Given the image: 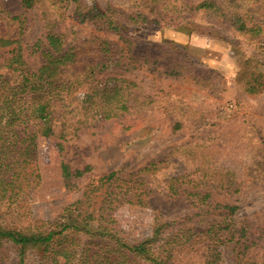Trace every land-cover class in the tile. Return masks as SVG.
<instances>
[{"label":"rangeland","instance_id":"obj_1","mask_svg":"<svg viewBox=\"0 0 264 264\" xmlns=\"http://www.w3.org/2000/svg\"><path fill=\"white\" fill-rule=\"evenodd\" d=\"M38 1L33 9L25 11L21 0H0L3 10L22 16V38L29 43L39 37L44 39L45 26L51 25L42 20V11L51 5L50 0ZM60 1L57 3L59 20L54 19L52 25L67 42L94 36L118 42L116 32L99 30L91 20H78L73 15L74 6ZM86 1L88 5L118 11L116 20L129 36L144 44L173 41L179 45V53L175 59L162 58L157 65L142 62L136 69L124 72L126 79L135 82L151 97L149 106L84 128L67 140L39 138L35 156L38 184L23 186L19 195L24 202L18 206L14 207L6 199L0 201V223L37 229L45 227L49 221L66 219L70 224L95 229L99 221H86V212L77 215L66 210L78 200L85 201L87 193L88 202L80 209L94 211L96 204L108 205V216L103 220L130 241L138 242L151 236L155 221H187V228L193 226L199 230L220 223L223 235H227L229 229L248 228L246 245L250 247L246 248V256L239 264L243 261L247 264L248 260L252 264H264V238L259 247L250 245L264 225V164L257 167L264 161L262 36L249 38L236 31V26L229 21L218 24L209 20L203 11L190 23L169 28L163 22H149L173 13L171 7L145 5L142 0ZM200 1L183 0L188 7ZM215 1L224 2L231 9L228 0ZM243 1L236 0V3ZM260 6L261 3L257 7ZM180 7L174 10L177 12ZM254 11L250 12L254 19L264 14L263 10L259 14L258 10ZM139 13L146 15L144 22L135 18L133 23L127 18ZM261 20L264 21L262 16ZM168 62H172L179 73H164ZM176 124L180 125L179 129H175ZM63 163L71 171L85 167L90 170L73 179V187L69 189L62 177ZM111 172H116L117 177L108 184L100 182L101 177ZM220 174L234 178L232 189L241 184L235 193L209 189L212 193L209 202L237 206L229 216L213 215L219 212L212 210L202 212L194 208L183 193V188L196 185L198 179L208 180ZM175 177H180L177 183L173 181ZM181 183L183 188L178 190ZM171 185L177 193L170 196L167 192ZM148 190L149 195H144ZM2 196L0 191V198ZM138 199L144 203H137ZM238 235L232 242L219 245L220 264H237L242 258L245 243L242 240L234 246ZM202 250L203 244L194 242L175 255L176 264H210L209 254Z\"/></svg>","mask_w":264,"mask_h":264},{"label":"trees","instance_id":"obj_2","mask_svg":"<svg viewBox=\"0 0 264 264\" xmlns=\"http://www.w3.org/2000/svg\"><path fill=\"white\" fill-rule=\"evenodd\" d=\"M60 2H65L66 6L73 5V15L78 20H91L99 30L116 32L119 40L110 42L94 36L85 40L74 38L67 42L65 36L55 31L52 25L54 19L59 20V0H50L51 5L46 7L45 12L42 11V20L51 25L45 26L44 39L39 37L29 43L22 38V16L11 15L0 6V191L3 193L0 201L6 199L14 207L24 202L19 195L24 185L30 187L38 184L35 156L39 138L67 140L84 128L95 127L103 121L120 118L149 106L151 97L142 92L135 82L126 79L124 72L136 69L142 62L157 65L162 58L175 59L174 56L177 57L179 53V45L173 41L144 44L129 36L124 26L116 20L120 14L116 10L88 5L86 0ZM228 2L232 4L231 9L224 2L215 0H202L190 7L183 0H142L145 5L172 8L170 12L173 13L157 17L150 24L163 22L169 28L179 27L190 23L198 12L203 11L209 20L218 24L229 21L236 26V31L249 38L261 35L264 40V21L261 20L264 14L259 19H254L250 14L252 9L254 12L258 10V14L264 11L263 0H252V3L251 0H244L238 4L236 0ZM21 3L26 11L33 9L39 1L21 0ZM260 3L261 6L257 7ZM179 5L181 7L176 12L174 9ZM127 18L134 23L135 18L144 22L147 17L139 13ZM172 64L168 62L164 73H179ZM179 128L180 125L176 124L175 129ZM263 164L264 161H261L257 167ZM61 170L64 183L70 189L73 179L82 177L90 169L85 167L71 171L63 163ZM229 175L198 179L196 185L187 188L181 187V183L178 190L183 188L185 198L194 208L202 212H219L213 215L229 216L237 210L236 205L209 202L211 188L226 193H235L240 189V183L232 189L234 178ZM114 177H117V173L111 172L101 177L100 182L108 184ZM179 180L180 177H175L173 181L177 183ZM7 192L10 193L8 196L5 195ZM167 193L174 195L177 189L171 185ZM111 194L115 195L113 192ZM145 194L148 196L149 190ZM88 196L85 193V201L78 200L66 210L77 215L86 212V221H99L95 229L88 225L70 224L66 219L49 221L45 227L37 229H22L0 223V264H176L175 255L194 242L203 244L202 252H207L210 257L211 262L208 263L220 264L219 245L232 242L238 233L234 246L242 240L245 243L241 253L243 256L237 261L239 264L246 256V248L250 247L246 245L248 228L229 229L227 235H223L224 228L220 223H212L206 229L199 230L193 226L187 228V221H155L151 236L133 242L106 224L107 221L103 219L108 216L109 209L100 199L101 204H96L94 211L83 209ZM138 201L141 205L144 203L142 199ZM80 206L83 207L80 209ZM263 238L264 225L250 245L259 247ZM247 264L252 262L248 260Z\"/></svg>","mask_w":264,"mask_h":264}]
</instances>
